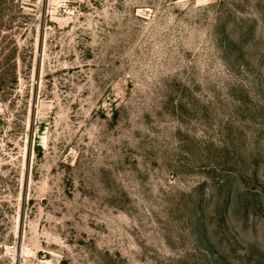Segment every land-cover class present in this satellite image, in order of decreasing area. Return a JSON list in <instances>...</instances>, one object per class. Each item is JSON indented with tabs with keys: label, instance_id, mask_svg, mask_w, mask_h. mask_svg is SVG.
<instances>
[{
	"label": "rangeland",
	"instance_id": "obj_1",
	"mask_svg": "<svg viewBox=\"0 0 264 264\" xmlns=\"http://www.w3.org/2000/svg\"><path fill=\"white\" fill-rule=\"evenodd\" d=\"M0 264H264V0H0Z\"/></svg>",
	"mask_w": 264,
	"mask_h": 264
}]
</instances>
